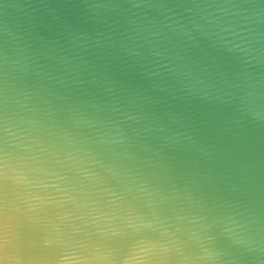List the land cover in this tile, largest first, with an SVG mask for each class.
Masks as SVG:
<instances>
[{"label":"water","instance_id":"water-1","mask_svg":"<svg viewBox=\"0 0 264 264\" xmlns=\"http://www.w3.org/2000/svg\"><path fill=\"white\" fill-rule=\"evenodd\" d=\"M0 264H264V0H0Z\"/></svg>","mask_w":264,"mask_h":264}]
</instances>
